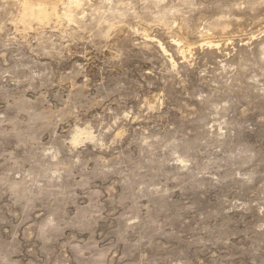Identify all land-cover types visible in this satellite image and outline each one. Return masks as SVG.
Masks as SVG:
<instances>
[{"label":"rangeland","instance_id":"obj_1","mask_svg":"<svg viewBox=\"0 0 264 264\" xmlns=\"http://www.w3.org/2000/svg\"><path fill=\"white\" fill-rule=\"evenodd\" d=\"M30 1L0 0V264H264V0Z\"/></svg>","mask_w":264,"mask_h":264},{"label":"bare ground","instance_id":"obj_2","mask_svg":"<svg viewBox=\"0 0 264 264\" xmlns=\"http://www.w3.org/2000/svg\"><path fill=\"white\" fill-rule=\"evenodd\" d=\"M75 3H76V5L79 6L80 2L75 1ZM43 4L44 3L41 2L38 4V6H35L30 0H26V2H25V8H26L25 12L27 15L26 17L34 16L35 18H38V19H50L51 16L53 15V13H49L46 5H43Z\"/></svg>","mask_w":264,"mask_h":264}]
</instances>
